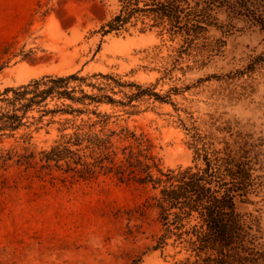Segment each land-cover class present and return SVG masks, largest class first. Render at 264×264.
I'll use <instances>...</instances> for the list:
<instances>
[{"label":"trees","instance_id":"1","mask_svg":"<svg viewBox=\"0 0 264 264\" xmlns=\"http://www.w3.org/2000/svg\"><path fill=\"white\" fill-rule=\"evenodd\" d=\"M220 8L264 32V0H116L98 31L103 36L157 28L171 42V66L164 74L176 68L185 74L223 54L226 36L211 33L213 27L224 26L216 15ZM229 26L224 33L234 25ZM185 60L191 63L182 65ZM256 72L264 74V50L239 67L198 76L166 92L155 90V83L123 79L113 71L80 69L0 87V190L13 185L6 174L10 165L26 171L38 162V176L54 166L81 179L103 174L134 182L149 190L143 204L154 210L158 227L146 250L158 251L166 264H264V223L258 214L238 206L264 189L262 135L244 129L237 119L211 116L203 127L192 114L187 122L178 113L191 163L164 167L147 137L110 126L119 113L108 109L121 107L130 114L143 102H168L178 110L172 93L211 78L231 82ZM52 127L57 138L48 148L37 149L36 134ZM116 135L135 144L117 146ZM126 264H142V255Z\"/></svg>","mask_w":264,"mask_h":264},{"label":"rangeland","instance_id":"2","mask_svg":"<svg viewBox=\"0 0 264 264\" xmlns=\"http://www.w3.org/2000/svg\"><path fill=\"white\" fill-rule=\"evenodd\" d=\"M115 7L116 0H0V87L80 69L113 71L166 92L198 76L239 67L264 50L258 26L230 18L220 8L216 15L224 26L211 33L226 36L223 54L203 68L164 74L171 66V42L157 28L103 36L98 31ZM230 24V33H224ZM171 97L178 110L168 102H143L130 114L121 107L108 108L119 113L110 126L147 137L164 167L191 163L178 113L187 122L192 114L203 127L211 116L237 119L244 129L264 137V74L231 82L211 78ZM55 138L54 127L42 129L35 136L37 149L48 148ZM114 141L117 146L135 144L118 135ZM39 164L26 171L13 164L6 172L13 185L0 190V264H126L137 255L142 264H166L158 251L146 250L158 229L154 210L143 204L149 190L103 174L81 179L54 166L38 176ZM238 206L264 223V189Z\"/></svg>","mask_w":264,"mask_h":264}]
</instances>
